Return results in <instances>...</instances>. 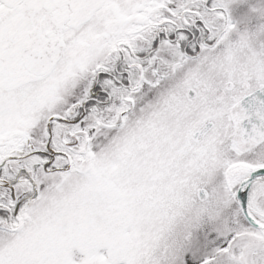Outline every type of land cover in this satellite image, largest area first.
<instances>
[{
  "label": "snow or ice",
  "instance_id": "1",
  "mask_svg": "<svg viewBox=\"0 0 264 264\" xmlns=\"http://www.w3.org/2000/svg\"><path fill=\"white\" fill-rule=\"evenodd\" d=\"M0 264H264V0H0Z\"/></svg>",
  "mask_w": 264,
  "mask_h": 264
}]
</instances>
